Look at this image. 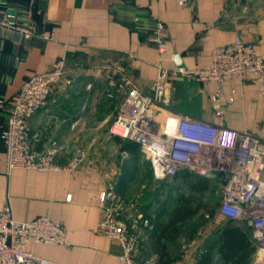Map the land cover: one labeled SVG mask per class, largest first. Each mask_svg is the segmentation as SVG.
Wrapping results in <instances>:
<instances>
[{"label": "crops", "instance_id": "obj_1", "mask_svg": "<svg viewBox=\"0 0 264 264\" xmlns=\"http://www.w3.org/2000/svg\"><path fill=\"white\" fill-rule=\"evenodd\" d=\"M41 1L45 7L36 13V24L51 32L52 41L17 44L14 64L0 75L1 101L5 104L0 132L19 86L63 58L69 85L53 88L44 109L28 121L29 143L39 153L54 144L59 166L66 165L77 151L84 152L85 159L72 173H7L0 140V212L8 209L18 223L48 218L62 227L64 245H27L28 252L40 260L52 264H118L122 256L119 245L97 231L99 198L109 188L115 197L122 198L124 193L117 190L125 169L127 182L130 180L128 167L122 169L109 158L111 144L112 152L123 160L140 153L126 152L129 142L122 144L108 134L117 109L129 89L150 94L159 70L177 71L175 58L188 72L207 69L212 51L231 45L237 37L251 43L255 54L264 58V0H186L183 6L180 0ZM158 23L164 27L166 42L162 54L150 42ZM218 87L219 106L223 108L220 121L214 117L217 106L211 100ZM166 91L167 105L176 113L264 139V104L252 80L244 84L226 81L201 89L193 80L177 77L166 83ZM231 91L234 102L227 106ZM168 217L143 238L135 219L123 220L138 239L135 264H197L206 253L216 257L217 249L213 253L204 248L208 236L188 247L181 243L170 247L169 230L160 235ZM226 223L216 214L213 227Z\"/></svg>", "mask_w": 264, "mask_h": 264}, {"label": "built area", "instance_id": "obj_2", "mask_svg": "<svg viewBox=\"0 0 264 264\" xmlns=\"http://www.w3.org/2000/svg\"><path fill=\"white\" fill-rule=\"evenodd\" d=\"M186 4L180 0L179 5ZM29 13V11H27ZM39 13V12H36ZM35 13V15H36ZM0 20V30L16 33L20 43L32 40L51 42L47 28H38L33 20L24 18L20 25ZM150 42L159 54L166 48L164 27L158 23ZM1 43V41H0ZM0 62L12 66L10 42L2 43ZM69 72L63 58L50 69L33 75L16 91L5 127L0 132L4 146L6 172L12 170L52 173H72L85 159L82 151L64 166L56 164L57 149L54 144L44 153L36 152L29 143L28 121L46 106L53 88L67 82ZM181 77L193 80L201 89L211 84L238 80L244 84L252 80L264 104V58L257 56L253 45L237 37L231 45L215 48L207 69L188 71L159 70L150 94L129 89L116 111L108 129L111 137L135 144L148 163L154 182H163L179 174L201 179H220L222 192L217 215L227 222L245 226L252 247L249 264H264V139L227 130L176 113L168 107L166 83ZM235 93L231 91L226 105H232ZM220 89L211 100L217 109L214 117L222 119L219 106ZM0 100V113L4 110ZM115 196L109 188L99 198L101 218L97 231L106 239L116 242L122 250L118 264H135L137 237L118 217L114 207ZM137 220V221H136ZM134 223L147 228L148 221L137 217ZM64 245V230L48 218H38L29 223L13 221L8 209L0 212V264H52L34 257L27 245Z\"/></svg>", "mask_w": 264, "mask_h": 264}, {"label": "rangeland", "instance_id": "obj_3", "mask_svg": "<svg viewBox=\"0 0 264 264\" xmlns=\"http://www.w3.org/2000/svg\"><path fill=\"white\" fill-rule=\"evenodd\" d=\"M121 143L123 144L124 141ZM113 147L111 144L109 158L118 163L122 169L127 166L130 172V180L127 182L122 198L115 197L114 207L118 217L127 222L137 217L148 221L147 228H141L142 230L139 231L143 238L147 232H153L161 227L177 207L196 209L195 215L190 220L168 231L170 247L176 248L179 243L188 247L195 240L208 236L203 244L204 248L211 249L214 253L219 245L217 244L219 237L217 232L223 228V225L213 227L222 192L221 180L201 179L192 175L179 174L172 180L156 183L151 178L147 162L140 154L123 160L117 153L112 152ZM236 226H239L247 236L245 226L240 224Z\"/></svg>", "mask_w": 264, "mask_h": 264}, {"label": "trees", "instance_id": "obj_4", "mask_svg": "<svg viewBox=\"0 0 264 264\" xmlns=\"http://www.w3.org/2000/svg\"><path fill=\"white\" fill-rule=\"evenodd\" d=\"M35 21L38 22L37 18H35ZM7 67L8 65L0 62V75L6 72ZM1 98L0 92V100ZM125 150L128 153L136 154L138 148L135 144L128 143ZM127 177L128 171L125 169L118 181V194L124 192ZM204 184L206 183L204 182ZM195 213L196 209L189 210L184 207H178L169 215L167 224L162 228L160 235L162 236L166 231L191 218ZM252 251L248 235L246 236L236 224L227 222L219 233V245L216 257H213L210 253H206L199 258L197 264H248Z\"/></svg>", "mask_w": 264, "mask_h": 264}, {"label": "water", "instance_id": "obj_5", "mask_svg": "<svg viewBox=\"0 0 264 264\" xmlns=\"http://www.w3.org/2000/svg\"><path fill=\"white\" fill-rule=\"evenodd\" d=\"M44 7L45 4L41 0H0V20L5 16L6 23L16 22L20 25L24 18L29 17L30 20H33L35 13L43 12ZM0 41L1 49L4 47L2 43L10 42L11 55H14L16 46L20 42L18 34L4 32L2 30H0ZM173 64L175 69L186 71L179 58H175Z\"/></svg>", "mask_w": 264, "mask_h": 264}]
</instances>
